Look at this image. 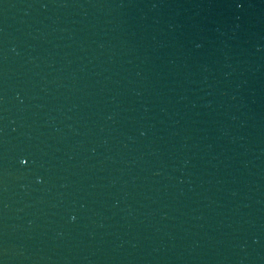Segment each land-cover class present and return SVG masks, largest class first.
<instances>
[{
  "label": "water",
  "instance_id": "obj_1",
  "mask_svg": "<svg viewBox=\"0 0 264 264\" xmlns=\"http://www.w3.org/2000/svg\"><path fill=\"white\" fill-rule=\"evenodd\" d=\"M0 264H264V0H0Z\"/></svg>",
  "mask_w": 264,
  "mask_h": 264
}]
</instances>
